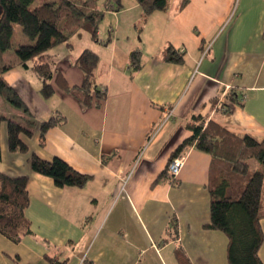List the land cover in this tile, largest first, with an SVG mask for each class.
I'll return each instance as SVG.
<instances>
[{
  "label": "crops",
  "instance_id": "crops-1",
  "mask_svg": "<svg viewBox=\"0 0 264 264\" xmlns=\"http://www.w3.org/2000/svg\"><path fill=\"white\" fill-rule=\"evenodd\" d=\"M181 1L169 0L138 31L136 0H104L114 25L104 31L99 25V48H92L99 56L96 83L106 94L99 105L83 107L56 81L60 75L70 87L81 85L75 59L85 48L56 58L60 46L75 47L69 41L47 52L53 70L47 98L41 78L29 77L36 74L30 67L10 63L3 78L31 114L0 99V117L28 125L30 119L63 116L42 146L36 129L22 138L41 159L59 157L90 179L82 189L59 188L50 177L33 173L27 154L8 150L0 119V172L29 176L24 215L30 230L18 243L0 234V264H46L45 255L58 254L69 258L67 264H228L227 236L204 228L210 219L211 156L188 147L175 183L152 184L191 134L185 123L193 114L238 137L264 138V0H187L179 8ZM169 46L183 54L182 63L163 61ZM133 50L142 61L135 72L128 61ZM230 89L239 102L226 97ZM173 216L174 238L165 232ZM259 223L264 264V217Z\"/></svg>",
  "mask_w": 264,
  "mask_h": 264
},
{
  "label": "trees",
  "instance_id": "trees-1",
  "mask_svg": "<svg viewBox=\"0 0 264 264\" xmlns=\"http://www.w3.org/2000/svg\"><path fill=\"white\" fill-rule=\"evenodd\" d=\"M0 0V96L11 106L28 116L31 114L19 94L4 80L3 74L12 68V64L3 59V54L12 50L17 58V65L30 67L42 80L40 92L47 98L53 93L50 80L53 70L50 62L45 60L47 52L60 44L70 45L69 39L79 30H85L93 41H97L100 21L105 16V9L98 6V0ZM187 0H182L179 8ZM141 9V20L137 30L140 31L148 17L157 10H165L169 0H136ZM119 6V5H117ZM15 25L30 42L15 43L12 40ZM163 61L182 63L183 54L169 46L163 54ZM132 71L142 66L141 54L133 50L128 55ZM98 54L83 49L75 59V65L83 73L80 86L70 87L60 77L62 88L71 93L83 107L101 103L106 98L104 91L96 83ZM232 102H239L238 94L230 89L226 94ZM216 104V103H215ZM224 111L228 108L221 106ZM6 123V138L9 151L27 154V164L33 173L50 177L59 188H84L90 176L80 173L59 157L49 160L41 159L23 140L30 138L35 129L38 132L39 145L45 142L49 128L63 124L65 118L59 115L36 122L32 119L28 125L11 118L0 117ZM191 134L185 138L170 154L166 167L159 173L152 185L175 183L168 164L177 157H182L188 147L205 152L211 156L209 166L208 192L210 195V219L204 228L219 230L227 236L228 264H262L258 250L263 242V233L259 220L264 217V138L256 141L249 136L238 137L217 122L200 114L191 115L185 123ZM1 157V148H0ZM107 158L103 157V162ZM257 164L252 168L250 161ZM254 169V170H253ZM28 175L9 176L0 172V234L14 243L29 234V221L24 215L29 205L27 191ZM177 220L171 217L165 232L174 238ZM61 254L48 256L46 264H67L69 258H60ZM82 264H92L84 260ZM183 264H189L183 259Z\"/></svg>",
  "mask_w": 264,
  "mask_h": 264
},
{
  "label": "rangeland",
  "instance_id": "rangeland-1",
  "mask_svg": "<svg viewBox=\"0 0 264 264\" xmlns=\"http://www.w3.org/2000/svg\"><path fill=\"white\" fill-rule=\"evenodd\" d=\"M38 1H40V0H37L34 4H37ZM98 6L101 9H105L104 0H98ZM99 25H100V29L102 31H104L105 25H114V20H113L112 16L105 14L103 19L100 21ZM139 25H140V23H139ZM119 35H120L121 39H123L122 38L123 37V30L120 31ZM12 40L15 43H19V42L28 43V42H30V40L21 33V28L19 25H15V27H14V34H13ZM69 41L72 42L75 47H73V49H72V48H68V47L66 48L65 46H60V49H62V50L57 55H55L56 58H58L59 56H68L70 54V52L75 53L76 48L77 49L78 48H80V49L81 48H89L91 50H93V49L97 50L99 48L97 45H95L96 43L91 39L90 35L85 30H79L77 33H75L74 35L71 36ZM3 57L5 58V60H7V61H5L7 63H15L17 60L16 55L12 50L6 51L3 54ZM51 66H52V63H51ZM29 77H37V74H34L31 71V72H29ZM0 99H2V101L4 103H7L3 97H0ZM249 163L251 164L252 168L256 167L257 163L254 160L250 161Z\"/></svg>",
  "mask_w": 264,
  "mask_h": 264
},
{
  "label": "built area",
  "instance_id": "built-area-1",
  "mask_svg": "<svg viewBox=\"0 0 264 264\" xmlns=\"http://www.w3.org/2000/svg\"><path fill=\"white\" fill-rule=\"evenodd\" d=\"M182 165V157L171 160L168 164V170L173 177H176Z\"/></svg>",
  "mask_w": 264,
  "mask_h": 264
},
{
  "label": "water",
  "instance_id": "water-1",
  "mask_svg": "<svg viewBox=\"0 0 264 264\" xmlns=\"http://www.w3.org/2000/svg\"><path fill=\"white\" fill-rule=\"evenodd\" d=\"M0 12H1V8H0Z\"/></svg>",
  "mask_w": 264,
  "mask_h": 264
}]
</instances>
